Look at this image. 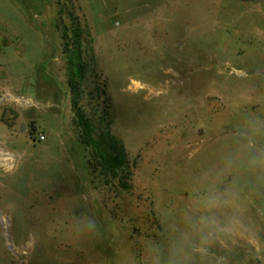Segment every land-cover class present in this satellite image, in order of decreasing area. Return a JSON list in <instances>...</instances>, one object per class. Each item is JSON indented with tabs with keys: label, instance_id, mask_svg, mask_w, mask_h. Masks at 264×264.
I'll use <instances>...</instances> for the list:
<instances>
[{
	"label": "rangeland",
	"instance_id": "obj_1",
	"mask_svg": "<svg viewBox=\"0 0 264 264\" xmlns=\"http://www.w3.org/2000/svg\"><path fill=\"white\" fill-rule=\"evenodd\" d=\"M77 17L117 178L75 125ZM261 154L264 0H0V264H264Z\"/></svg>",
	"mask_w": 264,
	"mask_h": 264
},
{
	"label": "trees",
	"instance_id": "obj_2",
	"mask_svg": "<svg viewBox=\"0 0 264 264\" xmlns=\"http://www.w3.org/2000/svg\"><path fill=\"white\" fill-rule=\"evenodd\" d=\"M71 24L74 40H69L68 36L64 34L66 42L64 53L68 57V87L75 114V125L80 131V144L89 152V166L93 172L97 170L96 166H98L107 176L117 178L120 169H124L128 164V154L124 147L111 136L109 124L105 128L101 124L103 120L95 124L83 110L82 83L85 79L86 67L80 38L86 28H82L79 17L72 19ZM70 41L74 43L73 49H70ZM105 115L108 117L106 109Z\"/></svg>",
	"mask_w": 264,
	"mask_h": 264
},
{
	"label": "clouds",
	"instance_id": "obj_3",
	"mask_svg": "<svg viewBox=\"0 0 264 264\" xmlns=\"http://www.w3.org/2000/svg\"><path fill=\"white\" fill-rule=\"evenodd\" d=\"M250 166L255 168L264 169V154H261L259 156H255L250 160Z\"/></svg>",
	"mask_w": 264,
	"mask_h": 264
},
{
	"label": "built area",
	"instance_id": "obj_4",
	"mask_svg": "<svg viewBox=\"0 0 264 264\" xmlns=\"http://www.w3.org/2000/svg\"><path fill=\"white\" fill-rule=\"evenodd\" d=\"M38 140H39L40 142H43V141H45V137H44V136H39V137H38Z\"/></svg>",
	"mask_w": 264,
	"mask_h": 264
},
{
	"label": "crops",
	"instance_id": "obj_5",
	"mask_svg": "<svg viewBox=\"0 0 264 264\" xmlns=\"http://www.w3.org/2000/svg\"><path fill=\"white\" fill-rule=\"evenodd\" d=\"M252 243H253V245H256L257 242H252ZM257 245H258V243H257ZM257 245H256V246H257Z\"/></svg>",
	"mask_w": 264,
	"mask_h": 264
},
{
	"label": "water",
	"instance_id": "obj_6",
	"mask_svg": "<svg viewBox=\"0 0 264 264\" xmlns=\"http://www.w3.org/2000/svg\"><path fill=\"white\" fill-rule=\"evenodd\" d=\"M23 131H25V129H23ZM200 135H202V131H200Z\"/></svg>",
	"mask_w": 264,
	"mask_h": 264
}]
</instances>
